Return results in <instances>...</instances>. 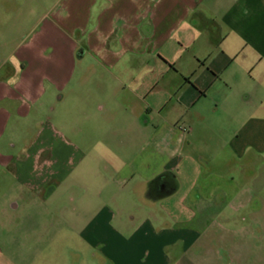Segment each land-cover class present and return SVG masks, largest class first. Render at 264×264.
Wrapping results in <instances>:
<instances>
[{
  "label": "crops",
  "instance_id": "crops-1",
  "mask_svg": "<svg viewBox=\"0 0 264 264\" xmlns=\"http://www.w3.org/2000/svg\"><path fill=\"white\" fill-rule=\"evenodd\" d=\"M256 103L264 0H55L0 60V264L216 262L253 185L198 135L263 151Z\"/></svg>",
  "mask_w": 264,
  "mask_h": 264
},
{
  "label": "rangeland",
  "instance_id": "rangeland-1",
  "mask_svg": "<svg viewBox=\"0 0 264 264\" xmlns=\"http://www.w3.org/2000/svg\"><path fill=\"white\" fill-rule=\"evenodd\" d=\"M2 1L0 6V41L9 39L11 42L0 49V60L16 42H19L26 35L32 23L44 11L53 6L55 0H38L40 1V7L35 5L37 0H16L15 3L12 0ZM29 10L33 11V14ZM46 116L51 117V124H54L52 112L48 111ZM255 116L264 119V109H259L257 103ZM86 126L85 123H82L84 130ZM198 137L199 150H196L195 154L197 157L202 158L203 164L206 160L210 162L211 170H215V172L209 174L215 177L222 174L225 176L224 178L232 174L238 181L248 180L253 185V195L250 203L244 207L239 204L235 205L236 214H233L232 218L225 219V217H222L221 219V222L230 231V236L226 238L230 240L232 247L229 246V241L224 240L222 248L217 251L218 259L216 262L207 259L199 262V264H264V150L249 149L246 156L241 157V159L238 157L235 160V157H232L227 148L223 147L222 141L217 138L216 133L211 132L209 129H203ZM66 138H70L69 134H66ZM230 160H233V164L235 163L232 166L235 169L231 174H226L225 170L227 169L221 166ZM241 165L246 167L244 170L248 175L247 179L243 176V172H238L242 167ZM70 179L68 183L73 180V177ZM88 179V176H84V183ZM81 188L80 184L65 188L63 192V206L65 208L69 207V204H67L69 197L77 196L78 198L82 194L87 195L86 191ZM103 195L105 194L102 193ZM37 211L38 209H35L32 213H37Z\"/></svg>",
  "mask_w": 264,
  "mask_h": 264
},
{
  "label": "clouds",
  "instance_id": "clouds-1",
  "mask_svg": "<svg viewBox=\"0 0 264 264\" xmlns=\"http://www.w3.org/2000/svg\"><path fill=\"white\" fill-rule=\"evenodd\" d=\"M9 83H14V81H9Z\"/></svg>",
  "mask_w": 264,
  "mask_h": 264
}]
</instances>
